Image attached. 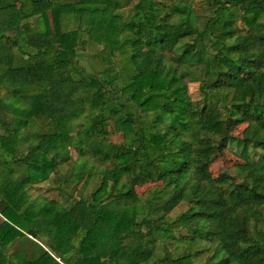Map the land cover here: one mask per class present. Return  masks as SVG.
Returning a JSON list of instances; mask_svg holds the SVG:
<instances>
[{
	"label": "trees",
	"instance_id": "16d2710c",
	"mask_svg": "<svg viewBox=\"0 0 264 264\" xmlns=\"http://www.w3.org/2000/svg\"><path fill=\"white\" fill-rule=\"evenodd\" d=\"M9 9L21 23L0 20V264L11 246L5 264H193L190 245L153 258L180 239L210 243L201 264H264V0H0ZM83 14L85 31L66 29ZM73 33L74 50L100 40L97 70L66 56ZM228 73L241 77L218 84ZM230 143L239 162L213 177ZM109 206L129 213L112 222Z\"/></svg>",
	"mask_w": 264,
	"mask_h": 264
},
{
	"label": "rangeland",
	"instance_id": "374dc122",
	"mask_svg": "<svg viewBox=\"0 0 264 264\" xmlns=\"http://www.w3.org/2000/svg\"><path fill=\"white\" fill-rule=\"evenodd\" d=\"M198 0H192L193 3L197 2ZM125 9L122 10L123 14ZM0 20L2 22V25H4V27L7 28H11L8 31L11 32H16L17 28L16 26L19 25V21H17V23H15L16 18H15V10L13 9H9L6 10L4 12L0 13ZM32 18H29L27 20L28 23H31ZM79 25L76 26L77 23H74V20L71 18L70 21L67 23V27L66 29H71V28H75L76 30L79 32H83L85 31L88 27H89V18L87 15L83 14L81 16V19L79 21ZM16 28V29H15ZM85 40H86V46L85 48L80 51L78 49L76 51L75 54V34H71L68 40V44L71 45H64L65 46V54L66 56H68L71 60H74L77 58L78 62L83 64L85 66V68L88 69H92V70H97L99 68V64H100V60L97 59L95 57V53L101 48L100 45V40L98 39V37L96 35H92L90 36V39L87 37V34H85ZM75 44V45H74ZM241 77L240 74L234 75L232 73H228L226 76L222 77L219 79L218 84L222 85V86H232L236 80ZM8 83V82H7ZM188 95L191 99L196 100L199 98V92L197 90V83L195 81L189 82L188 83ZM9 116L6 117V119H8ZM243 128V124L237 125L231 132V135L235 138H238L240 136V132ZM109 131V135H108V140L114 143H118L121 140V135L119 132L113 131L111 130V128L108 130ZM0 133H1V129H0ZM3 134H5L3 132ZM24 147L22 146V149ZM237 146L234 145V143H230L228 146V149L222 150L219 154L215 155L214 158L212 159V161L209 164V171L210 174L214 177L216 175H218L220 172L224 171V170H229L231 171V165H233L236 162H239L237 157L233 154V152H235ZM70 154L72 157V160L77 158V154L76 152H74L73 150L70 149ZM249 154L251 156V158L256 159L258 154L253 152V151H249ZM96 182L95 179H92L91 183H88L87 185H80L76 192L75 195L79 196L80 194H88V192L91 190L93 184ZM149 186H151V184H145L143 186L137 187L136 188V192L138 194H141L145 191L146 188H148ZM27 193H29V191H26ZM30 192H34L36 193V191L33 189V187H31V191ZM57 198L55 193H46L43 195H36L34 201H33V209H38L39 207L45 206L47 205V200L49 199H53L55 200ZM110 208V206L108 207V209ZM186 208V204L184 202L179 203L170 213L169 216H174L175 214H177L178 212L183 211ZM129 213V212H128ZM127 213V214H128ZM126 214V215H127ZM125 216H120V211L117 208H110L109 211V216H110V221L114 222L119 216L122 218H126ZM1 219V218H0ZM108 229H106L102 235V237L100 236H95V237H90L88 240L85 241L84 246V254L85 256H93L98 247L103 246L104 244H106L107 241V236H108ZM183 232V231H182ZM185 233L183 232V235ZM175 236L177 238H180V235L177 234V232H175ZM41 239V243L43 244L44 242H46V236H40ZM189 252H197L195 255L192 256L191 258V262L193 264H201L204 260L205 257L211 252L212 250V246L210 245V243H208L205 240H198L193 242L192 244H188L186 242V239H180L179 242L173 241V240H169V241H163V242H158L157 243V248L154 252L153 258H158L162 252H163V248H165V250L169 253V254H179L182 253L183 251H187V249L185 247L189 246ZM64 246V245H62ZM61 246V247H62ZM16 247L11 246L7 249V251L5 252V255L2 256L1 259V264H5L6 261H4L3 259L5 258L6 255L9 254V252H12L13 250H15ZM199 250V251H198ZM154 258V259H155ZM103 259V258H101ZM148 264H152V262H149Z\"/></svg>",
	"mask_w": 264,
	"mask_h": 264
}]
</instances>
